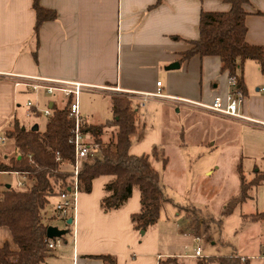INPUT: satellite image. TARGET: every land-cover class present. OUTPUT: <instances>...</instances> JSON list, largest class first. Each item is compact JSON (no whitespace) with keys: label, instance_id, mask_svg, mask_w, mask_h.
Segmentation results:
<instances>
[{"label":"crops","instance_id":"crops-1","mask_svg":"<svg viewBox=\"0 0 264 264\" xmlns=\"http://www.w3.org/2000/svg\"><path fill=\"white\" fill-rule=\"evenodd\" d=\"M156 2L41 0L45 7L55 9L58 17L42 24L37 45L33 0H0V132L4 133L15 119L27 127L37 125L34 121L26 125L19 119L20 110L29 118L36 117L27 104L29 95H34L38 107L35 108L41 112L45 108L52 110L54 105L62 108L53 98L41 105L46 91L43 87L34 89L35 84L82 82L90 86L85 90L107 95L111 110L114 94L126 95L139 106L157 105L158 139L163 150L168 145L182 148L185 135L190 132L185 128L189 129L200 118L222 123L226 136L223 141L238 135V143L234 145L238 152V190L222 200L216 210L211 209L210 202H198L192 197L187 202L177 198L175 201L165 192L169 200L163 203L158 222L141 233L131 221L132 214L141 209L139 188H134L121 208L104 212L100 205L104 186L113 177H96L90 192L78 194L76 208L69 216H59L55 211L47 220L49 225L66 232L59 237L62 243L52 249L43 264H103L95 256L101 254L114 255L118 264H165L167 259H174L175 264H216L211 258L231 255L248 259L250 264H264L263 249L253 241L248 244L239 239L237 243L234 236H223L221 218L227 203L240 194L242 176L250 182L264 170V73L256 61L244 62L247 93L239 96L237 112L241 116L204 108L201 104H211L215 97L225 102L235 88L230 85L228 73L221 71L218 56L196 54L184 59V52L192 47L191 41L200 37L202 11L226 12L231 5L223 0H163L158 5ZM245 9L247 41L264 46V0H249ZM55 94L62 97V93ZM81 114L90 122L86 112ZM170 133L180 134L182 140L167 143L166 134ZM217 136L207 135V147L217 148L213 140ZM203 139L195 143H203ZM13 152L0 153V161ZM220 161L217 158L208 165L206 173L220 168ZM169 164L167 158L164 171ZM4 173H15L31 184L27 175ZM181 174L184 172L179 169L176 176L183 179ZM6 188L13 187L6 184ZM185 206L197 212V222ZM208 210L215 212L211 214ZM236 210L244 221L257 224L264 221V216H260L264 215V183L253 186L248 197L230 214ZM54 220L63 224H54ZM5 243L17 250L11 230L0 225V247ZM198 246L202 248L201 256L195 255Z\"/></svg>","mask_w":264,"mask_h":264},{"label":"trees","instance_id":"trees-1","mask_svg":"<svg viewBox=\"0 0 264 264\" xmlns=\"http://www.w3.org/2000/svg\"><path fill=\"white\" fill-rule=\"evenodd\" d=\"M163 0H157L156 5ZM231 5L226 12L202 11L200 17V37L190 42L191 48L184 52V59L199 54L218 56L221 71L234 77L239 93L246 95L243 78V65L246 60L256 61L264 73V46L251 44L246 39L245 4L249 0H223ZM36 12L34 36L39 45V30L46 21L56 20L55 9L45 7L41 0H33ZM111 119L99 124L88 122L85 118L81 130L90 133L100 143L101 151L82 163L80 170L81 191L90 192L92 182L99 176H112L105 184V195L101 199V208L110 212L121 208L132 196L134 188L141 193V209L132 214L134 229L146 231L160 218L163 203L169 200L166 195L160 172L153 167L149 156L135 155L130 152L132 137L137 131V109L126 95H112ZM32 114L39 117L42 112L35 107ZM36 127V128H35ZM75 120L70 116L69 101L59 108L54 105L52 114L47 117L45 129L36 125L27 127L15 119L4 131L6 138L14 141L16 153L0 161V172H19L27 175L31 184L25 189L8 188L0 192V225L7 226L12 233L17 250L9 243L0 247V264H43L50 256L48 247L47 206L50 197L62 191H68L73 176L75 150L72 140ZM107 128H117L115 138L108 144L102 136ZM164 166L167 158H164ZM264 183V171L246 182L242 176V189L226 205L228 214L248 197L253 186ZM190 216L196 211L185 206ZM264 216V215H260ZM103 264H118L114 255H95ZM216 264H250L248 259L238 255L211 258ZM167 259L165 264H172ZM202 264V263H201Z\"/></svg>","mask_w":264,"mask_h":264},{"label":"rangeland","instance_id":"rangeland-1","mask_svg":"<svg viewBox=\"0 0 264 264\" xmlns=\"http://www.w3.org/2000/svg\"><path fill=\"white\" fill-rule=\"evenodd\" d=\"M42 95L43 101H41V105H44L50 98L57 99V103L61 107L65 106L67 102L63 95L61 97V95L48 94L46 92ZM28 97L29 101L34 104L36 103L34 95H29ZM79 103L80 112H86L91 123H103L112 117L111 102L107 95H103L95 90H84L80 93ZM133 106L137 109L139 126L137 132L132 137L130 152L135 155L145 154L149 156L153 167L161 175L165 176L166 181L162 180L163 189L173 200L180 199L183 202H187L188 197H192V199L198 200V202H210L211 209L216 210L222 200L235 194L234 192L238 190L237 183L239 181L236 164L238 152L235 149L236 146H234L238 143L237 134L229 138L228 141H223L226 136L223 135L225 127L222 126V123L200 118L199 121L193 123V128L191 126H189V129L185 128L186 132H190L185 135L182 148H177L172 144V146L168 145L167 147L164 144L165 147L163 150L161 147V139H158L160 133L159 107L155 104L145 107L139 106L136 101H134ZM19 114V119L24 121L26 125L34 121L41 131L45 129L47 121L46 115L41 114L37 118H29L25 114H22V110H20ZM168 114L170 115V112ZM145 117L146 122L144 124ZM116 131L117 128L105 129L102 136L103 143H110L115 138ZM214 133L218 135L213 138L217 148L207 147V135ZM3 134V132H0V135ZM169 135L166 134L165 140L167 143L173 140H182L180 134L173 133ZM198 139H203V143H195ZM224 149L225 153L222 154ZM14 150V141L4 137L3 141L0 142V153L9 154ZM15 153L13 152L12 155ZM164 158H169L170 160L166 171H164L163 167ZM217 158H221L219 162L221 165L220 168L211 169L212 171L210 173H206V167L212 164ZM179 169L184 172L183 175L181 174L183 179H179L180 177L176 176V172ZM263 171L261 170L260 172ZM19 180H21L20 176L15 173H0V190L5 191L7 189L6 184H10L15 189H24L22 186H17ZM57 200L55 196L50 197V203L47 206L48 219L56 211L55 204ZM214 212H211V214ZM216 215L217 217L221 216ZM221 218L224 221V227L222 228L223 236L232 235L235 237L237 243H239V239L245 240L248 244L253 241V244L263 249L262 252L264 254V221H260V224L252 220L244 221L239 215V210L231 214H225ZM228 220L229 222H227ZM54 224L61 225L63 221L54 220ZM254 234L255 236H253ZM216 236H220V233L218 232ZM194 261L196 262V259Z\"/></svg>","mask_w":264,"mask_h":264},{"label":"built area","instance_id":"built-area-1","mask_svg":"<svg viewBox=\"0 0 264 264\" xmlns=\"http://www.w3.org/2000/svg\"><path fill=\"white\" fill-rule=\"evenodd\" d=\"M161 82H158L160 85ZM230 85L235 88L234 91L230 92L226 101L224 102L221 97H215L213 103L211 104H201L204 108L214 111L216 113L224 114L227 116H241L237 112L238 102H239V87L237 85V81L234 77H230ZM44 88L46 93L55 94L56 92L62 93L65 97L66 101H69V112L70 116L75 120V128L73 130V143L75 150V163L73 166V176L71 179L70 187L68 191L60 192L58 196V201L55 204L56 211L59 216L67 217L72 213L77 204L78 194L81 192V179H80V170L82 163L88 160L91 157H94L101 151V145L90 133L83 132L81 130L82 122L84 120L81 112H80V103L79 96L82 91L86 88H90L89 85H86L82 82H66V81H54L51 85L41 86L39 84H35L33 86L34 89ZM157 95H161V93H156ZM28 107H36L34 103L29 101ZM43 114L46 116H50L52 114V110L50 108H45ZM4 137L0 135V142H2ZM30 185V184H29ZM26 180H20L17 184L18 187L22 186L27 188L29 186ZM1 192V190H0ZM61 242V238H49L48 247L50 249L55 248ZM202 248L198 246L195 251L196 256H201Z\"/></svg>","mask_w":264,"mask_h":264},{"label":"water","instance_id":"water-1","mask_svg":"<svg viewBox=\"0 0 264 264\" xmlns=\"http://www.w3.org/2000/svg\"><path fill=\"white\" fill-rule=\"evenodd\" d=\"M179 64L177 63V64H175V65H173V67L174 66H178ZM36 128V127H35ZM73 221V218H70L69 220H68V222L69 223H71ZM65 232L66 231H64V230H60V229H58V227H56V226H53V225H49L48 226V228H47V236L49 237V238H56V237H61L63 234H65ZM141 233H144V231H141ZM173 264H175V263H173Z\"/></svg>","mask_w":264,"mask_h":264}]
</instances>
